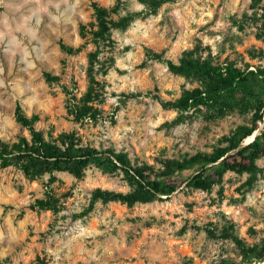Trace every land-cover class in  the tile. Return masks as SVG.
<instances>
[{
	"label": "rangeland",
	"instance_id": "1",
	"mask_svg": "<svg viewBox=\"0 0 264 264\" xmlns=\"http://www.w3.org/2000/svg\"><path fill=\"white\" fill-rule=\"evenodd\" d=\"M150 3L0 0V144L31 143L17 105L47 141L75 132L98 149L156 165L155 158L209 151L247 123L252 112L218 117L208 107H163L160 98L205 83L171 72L163 60L264 67V0H163L155 11ZM94 4L114 20L134 17L96 36ZM15 150L0 156V264L238 262L224 227L248 243L264 242V156L255 173L227 171L209 191L183 184L169 196L127 204L92 194L129 191L120 170L90 163L80 177L44 166L30 175Z\"/></svg>",
	"mask_w": 264,
	"mask_h": 264
},
{
	"label": "trees",
	"instance_id": "2",
	"mask_svg": "<svg viewBox=\"0 0 264 264\" xmlns=\"http://www.w3.org/2000/svg\"><path fill=\"white\" fill-rule=\"evenodd\" d=\"M141 1L151 2L150 9L155 11L163 0ZM94 8L100 29L94 32L96 36L103 35V28L107 27V24L124 28L134 17L127 14L114 20L103 6L94 4ZM260 55L264 57V50ZM93 57L90 54V58ZM163 61L175 74H196L205 80L203 88L184 90L176 99L160 98L159 102L163 107L173 108L179 113L191 109L199 111L200 107H208L214 109L218 117L239 110L252 112L250 120L223 135L209 151L198 150L172 158H155L156 165L145 161L131 162L123 151H115L112 148L98 149L83 142L75 132L62 133L57 139L47 141L33 129L17 105V120L30 127L31 143L24 139V146L13 145L10 149L14 150H6L9 146L2 143L0 156L3 155L1 151H23L17 156L26 158L22 169L30 175L44 166L80 177L90 163H96L106 172L120 170L131 188L129 191L117 192L96 188L92 194L95 199L116 200L127 204L148 202L161 195L169 196L183 184L209 191L222 182L227 171L236 174L255 173L258 170L257 160L264 156V125L261 127L264 120V67L248 69L246 65L245 68H240L227 60L198 61L185 57L180 58L178 62L169 59ZM257 130L258 133H255ZM248 137L252 139L244 143ZM222 231L223 238L230 239L234 244L240 259L238 262L223 259L219 264H264V242L248 243L234 233L231 227H224Z\"/></svg>",
	"mask_w": 264,
	"mask_h": 264
},
{
	"label": "bare ground",
	"instance_id": "3",
	"mask_svg": "<svg viewBox=\"0 0 264 264\" xmlns=\"http://www.w3.org/2000/svg\"><path fill=\"white\" fill-rule=\"evenodd\" d=\"M264 125V123H261V127ZM260 130V129H259ZM255 133H258L257 131L255 132ZM255 136V135H254ZM254 136H252V138L254 137ZM251 137H248V138H246V142H248L250 139H252Z\"/></svg>",
	"mask_w": 264,
	"mask_h": 264
},
{
	"label": "water",
	"instance_id": "4",
	"mask_svg": "<svg viewBox=\"0 0 264 264\" xmlns=\"http://www.w3.org/2000/svg\"><path fill=\"white\" fill-rule=\"evenodd\" d=\"M263 123H264V120H263Z\"/></svg>",
	"mask_w": 264,
	"mask_h": 264
}]
</instances>
